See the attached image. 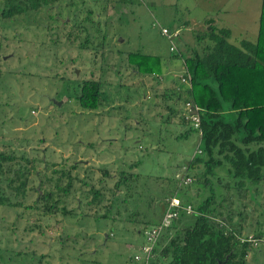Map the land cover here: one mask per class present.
I'll return each mask as SVG.
<instances>
[{
  "label": "rangeland",
  "instance_id": "1",
  "mask_svg": "<svg viewBox=\"0 0 264 264\" xmlns=\"http://www.w3.org/2000/svg\"><path fill=\"white\" fill-rule=\"evenodd\" d=\"M70 2L12 20L0 19V153L14 157L11 168L18 164L30 169L26 197L15 201L19 206L0 207V257L6 261L18 253L6 264H138L133 256L143 243L142 233L152 227L142 223L144 215L157 222L159 208L176 190L183 201H202L210 194L209 187L196 184L191 175L187 195H182L184 185L176 183L200 146L196 131L181 123L182 101H174L168 91L181 88V58L173 54L187 58L197 51L201 44L194 36L207 29L208 21L213 28H227L231 43L241 36L252 41L261 0ZM88 11L92 23L98 21V34L82 22ZM74 26L86 31L76 32ZM162 29L170 33L169 39ZM86 34L91 46L80 49ZM102 36L101 45L95 47ZM128 53L158 58L162 75L166 74L163 80L136 75L127 66ZM83 80H100L107 103L94 111L81 110L68 96ZM168 107L176 115L171 116ZM133 164L135 168H127ZM60 170L70 174L71 186L66 196L56 190L53 194L64 201L58 207L64 206L67 214L44 215L40 203L39 210H28L37 197L39 180L40 193L51 190L59 176L53 172ZM102 170L115 179H106ZM120 170L141 177L135 190L141 212L133 217L130 204L128 212L112 207L113 220L98 219L110 202ZM215 172L219 185L230 181L223 168ZM65 182L60 179L59 185ZM215 185L218 194L221 189ZM90 188L100 192L102 202L97 207L88 205ZM262 188L254 201L253 192L242 195L243 206L253 210L246 217L242 237L252 229L264 233V183ZM125 193L121 189L114 194L117 208ZM5 195L14 202L12 193ZM251 220L257 227L250 226ZM246 264H264V248H251Z\"/></svg>",
  "mask_w": 264,
  "mask_h": 264
},
{
  "label": "trees",
  "instance_id": "2",
  "mask_svg": "<svg viewBox=\"0 0 264 264\" xmlns=\"http://www.w3.org/2000/svg\"><path fill=\"white\" fill-rule=\"evenodd\" d=\"M64 1L67 0H0V19L12 20L21 15L48 10ZM68 1L70 4V0ZM90 16L91 12H86L82 22L90 24L94 33L98 34V21L92 23ZM74 28L76 32L79 29L81 33L86 31L83 26ZM69 33L72 35V32ZM194 37L195 41L201 44L197 51H191L187 58L173 54L181 58V76L187 79L188 88L180 84V89L172 88L168 91L175 97L174 101H182V107L190 103L198 110L195 112L199 119L198 129L190 126L188 131H196L200 148L196 152L198 156H193L185 163L184 177L191 175L193 182L209 187L210 194L202 201H183L178 190L177 193H171L170 197L179 202L177 215L157 239L149 264H246V256L251 248L240 242V233L247 225L248 214L253 210L250 212L243 206L241 199L245 197L243 194L248 197L253 192L254 195L250 198L254 201L257 193L262 191L264 183V0H261L257 30L252 41L245 36L231 43L227 28L213 26ZM90 39L86 34L79 43V48L90 47ZM93 39H97V35ZM102 41L103 36L95 47H99ZM126 62L138 76H150L152 79L163 77V64L158 58L128 53ZM101 87L100 80H83L74 86L72 95L68 97H72L81 110L94 111L108 101ZM164 98L171 99L169 95ZM167 109L171 116L176 115L172 107ZM224 115L226 120L223 119ZM180 120L182 124L188 123L183 117ZM181 135L184 134H179ZM19 159L23 157L20 156ZM14 160L10 154L0 153V207H18L19 202L15 201L26 197L30 169L22 168L18 164L11 168L10 163ZM136 165L127 168L132 169ZM217 168H223L226 179L230 178V181L219 185L221 179L215 172ZM53 173H59V176L54 180L52 189L41 190L40 193L42 181L39 180L38 190H34L37 197L33 206L27 207L28 210H39L37 204L40 203V211L44 215H51L56 211H60L62 215L67 214L64 206L58 207L64 201L54 199L53 190L66 196L72 178L63 170ZM102 175L106 179H115V176L111 178L106 170H102ZM116 175L113 190L110 192V202L106 207L103 206L104 214L97 217L98 219L113 220L110 215L112 207L115 211L122 207L124 212H128L127 206L130 204L132 206L130 205L129 212H134L133 217L141 212L139 195L135 192L138 188V178L141 177L124 170L118 171ZM60 179L66 181L64 186L59 185ZM212 179L221 189L218 194L214 193L215 184ZM46 180L50 182L51 178ZM176 183L178 187L181 185L180 180ZM187 185L180 186L185 190L183 196L188 193ZM141 187L139 183V189H142ZM121 189L126 193L122 198L123 204H119L117 208V197L114 194ZM89 191L91 200L88 205L97 207L102 202L100 192L92 188ZM6 192L12 193L14 202H10ZM234 200H237L238 205ZM167 204L168 201L159 208L157 222L147 220L144 215L142 223L145 226H149V223L152 226L157 225ZM148 205L147 203V209ZM186 206L190 208L189 214L182 210ZM249 223L252 227L258 225L252 220ZM252 231L253 229L249 235L255 239L264 235L262 232ZM17 255L18 253L6 261L2 256L0 260L6 264L8 260L16 259Z\"/></svg>",
  "mask_w": 264,
  "mask_h": 264
},
{
  "label": "built area",
  "instance_id": "3",
  "mask_svg": "<svg viewBox=\"0 0 264 264\" xmlns=\"http://www.w3.org/2000/svg\"><path fill=\"white\" fill-rule=\"evenodd\" d=\"M161 34L164 36H167L169 39L170 33L166 30L162 29ZM173 36H176V32H174ZM170 51L173 52V47L169 48ZM181 85L188 88V81L187 79L181 77L180 79ZM197 108L192 106L190 103H186L183 106V118L184 120L188 121V123L191 125L193 129H198V122L199 119L196 115ZM190 183L189 177H181L180 178V184L181 185H187ZM179 208V202L176 199H169L166 209L163 211L162 217L160 222L150 227L149 229L145 230L143 233V243L138 249V255L133 256V261L138 264H149L150 259L152 258V250L154 248V245L161 235L162 231L170 224L171 220L176 217L177 211ZM182 210L185 212V214H189L190 208L189 206H186L182 208ZM241 243H246L248 246H250L253 249L263 247L264 248V235L258 239H255L251 235H247L244 237H241L240 239Z\"/></svg>",
  "mask_w": 264,
  "mask_h": 264
},
{
  "label": "water",
  "instance_id": "4",
  "mask_svg": "<svg viewBox=\"0 0 264 264\" xmlns=\"http://www.w3.org/2000/svg\"><path fill=\"white\" fill-rule=\"evenodd\" d=\"M210 23H211V21H208V22H207V26H208V27H207V30L209 29V25H210Z\"/></svg>",
  "mask_w": 264,
  "mask_h": 264
},
{
  "label": "crops",
  "instance_id": "5",
  "mask_svg": "<svg viewBox=\"0 0 264 264\" xmlns=\"http://www.w3.org/2000/svg\"><path fill=\"white\" fill-rule=\"evenodd\" d=\"M242 37V36H241ZM244 37V36H243ZM166 75V74H165ZM165 75L163 76V78L165 77ZM163 78H160V80L162 79L163 80Z\"/></svg>",
  "mask_w": 264,
  "mask_h": 264
}]
</instances>
